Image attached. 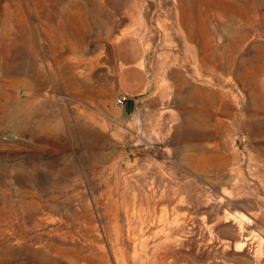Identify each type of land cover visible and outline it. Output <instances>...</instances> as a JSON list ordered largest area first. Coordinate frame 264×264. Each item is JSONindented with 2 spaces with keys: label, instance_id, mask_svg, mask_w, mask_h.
I'll use <instances>...</instances> for the list:
<instances>
[{
  "label": "rangeland",
  "instance_id": "rangeland-1",
  "mask_svg": "<svg viewBox=\"0 0 264 264\" xmlns=\"http://www.w3.org/2000/svg\"><path fill=\"white\" fill-rule=\"evenodd\" d=\"M0 264H264V0H0Z\"/></svg>",
  "mask_w": 264,
  "mask_h": 264
},
{
  "label": "crops",
  "instance_id": "crops-1",
  "mask_svg": "<svg viewBox=\"0 0 264 264\" xmlns=\"http://www.w3.org/2000/svg\"><path fill=\"white\" fill-rule=\"evenodd\" d=\"M102 50L104 53L107 52L106 48H102ZM114 54L118 68V96L120 94H125L128 95L129 98H137L144 94L147 88V74L142 66L145 53L140 44L135 39L131 38V36H126L117 40V44L114 48ZM98 61L99 57L95 60H90L87 64L95 65L98 64ZM104 68H107V66L99 68L100 70L96 75L105 74L103 71ZM80 70L85 71L83 68H80ZM92 77L94 76H91L90 78Z\"/></svg>",
  "mask_w": 264,
  "mask_h": 264
},
{
  "label": "bare ground",
  "instance_id": "bare-ground-1",
  "mask_svg": "<svg viewBox=\"0 0 264 264\" xmlns=\"http://www.w3.org/2000/svg\"><path fill=\"white\" fill-rule=\"evenodd\" d=\"M102 48H106L107 52L104 53ZM104 54H107V56H106L107 61H103ZM111 55H112V51H111V47L109 45L101 44L98 42L97 43L93 42L88 46L86 53L84 55H82L81 58L79 59V64L83 69H85L88 76L100 77V76H103L104 74L103 75H101V74L96 75V74H98V72L100 70L99 68L107 66L106 64L109 62V58ZM97 57H99L98 64H95V65H88L87 64L90 60H92V59L95 60ZM15 70H16V68H15ZM22 71H24V70H21V71L19 70L21 75L23 74L24 76H28V73L26 75V74H24V72L22 73ZM32 74L33 73H31V75ZM29 77H30V75H29ZM35 92H36V90H35ZM34 109L35 108H33V107L30 109V111H31L30 114H32V115L36 114V111ZM15 119L18 120V127L17 128L19 130L25 129L29 126V119L27 118V116L25 114L16 113Z\"/></svg>",
  "mask_w": 264,
  "mask_h": 264
},
{
  "label": "built area",
  "instance_id": "built-area-1",
  "mask_svg": "<svg viewBox=\"0 0 264 264\" xmlns=\"http://www.w3.org/2000/svg\"><path fill=\"white\" fill-rule=\"evenodd\" d=\"M129 102V96L120 94L114 102L116 108L124 107Z\"/></svg>",
  "mask_w": 264,
  "mask_h": 264
}]
</instances>
